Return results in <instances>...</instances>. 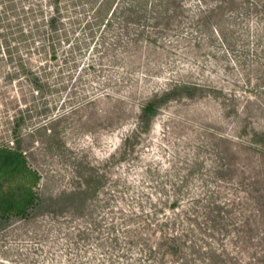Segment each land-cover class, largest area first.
I'll return each instance as SVG.
<instances>
[{
    "label": "rangeland",
    "instance_id": "obj_1",
    "mask_svg": "<svg viewBox=\"0 0 264 264\" xmlns=\"http://www.w3.org/2000/svg\"><path fill=\"white\" fill-rule=\"evenodd\" d=\"M64 3L52 59L51 3L0 0V47L6 35L47 84L38 93L31 74H15L0 59V146L23 150L41 175V202L28 218L0 222V264H140V246L129 240L167 217L192 240L248 217L259 240L264 44L256 37L264 26L238 22L227 41L212 28H187L135 44L119 18L106 26L93 21L90 4ZM176 83L198 87L140 128L141 106ZM214 204L221 209L212 227Z\"/></svg>",
    "mask_w": 264,
    "mask_h": 264
},
{
    "label": "trees",
    "instance_id": "obj_2",
    "mask_svg": "<svg viewBox=\"0 0 264 264\" xmlns=\"http://www.w3.org/2000/svg\"><path fill=\"white\" fill-rule=\"evenodd\" d=\"M62 1L47 0V3H51L49 10L52 12L47 20V38L51 43L61 24ZM65 3L64 5L69 6L90 4L93 21L106 23V26H112L114 20L119 18L124 34L135 44L140 40L155 44L159 38L183 33L187 28L194 30L196 34L212 28L213 36L217 35L222 41H227L237 34L238 22L247 21L250 30L253 24H257V27L261 24L264 26V0H65ZM43 11L44 8L39 9V13ZM3 36L5 48L3 50L0 47V59L5 58L9 71L15 74H31V86L38 93L42 92L47 84L34 74L20 56L14 55L10 39ZM20 37H25L22 30ZM256 38L262 47L264 32H257ZM41 48L44 49V46ZM263 49L264 46L261 51ZM48 53H51L52 59L56 58L54 42L49 46ZM15 57L19 58L16 64ZM257 80L263 83L264 72ZM248 85V88H253L252 82H248ZM197 87L176 83L172 90L148 100L140 108V128L148 125L165 102L180 95L191 97L192 91ZM40 182V173L29 164L23 150L0 146V222L28 218L30 212L41 202L37 192ZM220 209L219 204H214L209 209L211 211L207 218L212 227L217 225L214 218H219ZM212 212L218 213L214 216ZM176 221L177 218L174 217H167L164 222L157 220V231L148 234L142 232L129 240L128 244L140 246V253L134 260L142 264L140 258L144 256L143 264H264V234L259 240L253 237L254 230L248 217L242 223L223 222L218 230L212 229L215 236L208 235L209 240L196 237L190 239V230H175ZM166 227L168 231L165 230ZM152 237H155L153 241Z\"/></svg>",
    "mask_w": 264,
    "mask_h": 264
}]
</instances>
